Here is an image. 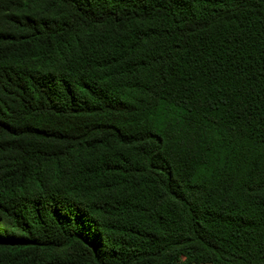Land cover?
<instances>
[{
  "label": "trees",
  "instance_id": "trees-1",
  "mask_svg": "<svg viewBox=\"0 0 264 264\" xmlns=\"http://www.w3.org/2000/svg\"><path fill=\"white\" fill-rule=\"evenodd\" d=\"M0 264H264V0H0Z\"/></svg>",
  "mask_w": 264,
  "mask_h": 264
}]
</instances>
